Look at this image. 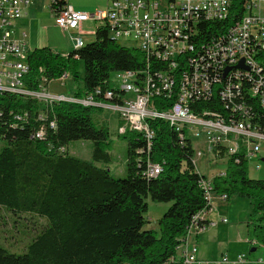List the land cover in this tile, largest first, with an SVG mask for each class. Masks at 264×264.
Segmentation results:
<instances>
[{
    "label": "trees",
    "instance_id": "1",
    "mask_svg": "<svg viewBox=\"0 0 264 264\" xmlns=\"http://www.w3.org/2000/svg\"><path fill=\"white\" fill-rule=\"evenodd\" d=\"M247 2L232 0L224 21L203 19L202 39L207 41L238 21ZM67 6V0H51L54 16ZM94 37L66 55L48 47L29 52V71L22 80L25 88L37 92L43 79L48 87L68 75L77 84L71 94L75 99L100 92L96 103H116L115 98H104L112 88L119 93L114 88L118 84L110 80L112 74L148 71L152 75L164 69L154 63L148 67L137 48L111 39L107 25H97ZM222 84H216L209 98L192 103L191 110L201 115L204 109L225 122L238 118L219 95ZM236 100L252 106L251 121L264 130V109L258 99L242 95ZM153 101L157 111H165L176 99L171 95ZM94 109L101 108L74 102L44 106L31 97L0 93V216L5 210L15 218L28 215L45 220L32 229L35 233L22 253H11L0 243V264H182L178 251L194 217L212 208L202 184L207 178L196 169L193 143L180 139L168 122L147 120L154 132L149 148L136 131L127 129L119 135L126 143V176L114 178L96 166L111 164L113 157L108 152V127L93 123ZM74 141L91 142L90 161L62 153ZM149 164L160 167L157 176L146 175ZM210 186L227 201L232 197L251 201L246 223L253 237L250 242L264 244V180L249 178L242 155L227 159L225 174L214 176ZM148 198L170 203L157 222L158 231L143 229Z\"/></svg>",
    "mask_w": 264,
    "mask_h": 264
},
{
    "label": "built area",
    "instance_id": "2",
    "mask_svg": "<svg viewBox=\"0 0 264 264\" xmlns=\"http://www.w3.org/2000/svg\"><path fill=\"white\" fill-rule=\"evenodd\" d=\"M27 3L28 0H0V93L31 97L44 106L53 102H74L119 112L122 121L119 134H124L126 128L136 131L146 139L148 148L154 132L147 120L161 119L174 128L180 139L192 142L193 138H205L211 159L227 160L241 154L248 165L260 169V164L264 163L260 155L264 130L251 121L252 106L236 98L248 95L258 99L264 109V58L261 56L264 54V0H248L243 5L241 18L207 41L200 35V22L203 19L224 21L231 13L232 0H111L105 11L94 13L65 7L55 14L54 22L64 32H75L71 37L73 46L84 43L83 23L99 22L98 25H107L111 39L133 43V47L143 53L148 67L153 63L164 67L160 71L153 69L152 75L148 71L117 74L118 85L114 88L119 93L112 88L104 95L105 99L115 98L117 102L105 104L94 101L100 92L87 94L82 99L66 93H51L44 79L37 92L25 88L22 80L29 71L30 51L25 42L16 39L14 27ZM39 72L43 74V69ZM66 78L65 75L61 80ZM222 82L219 95L226 108L239 117L225 122L203 108L201 115L194 113L190 105L209 98L216 84ZM171 95L175 96V103L165 111H157L153 100ZM201 155L195 150L196 157ZM160 170L158 165L149 164L146 175L157 176ZM224 174L225 171L218 175ZM202 184L205 199L212 207L215 193L210 180ZM219 199L227 201L225 195ZM209 212L194 217L186 242L178 251L182 264H197L198 248L190 239L213 226L207 222ZM220 264H248V261L242 254L232 262L223 258Z\"/></svg>",
    "mask_w": 264,
    "mask_h": 264
},
{
    "label": "rangeland",
    "instance_id": "3",
    "mask_svg": "<svg viewBox=\"0 0 264 264\" xmlns=\"http://www.w3.org/2000/svg\"><path fill=\"white\" fill-rule=\"evenodd\" d=\"M99 22L91 23L84 26V31H93ZM54 31V41L61 45H67L72 48V42L69 40V33L61 32L58 28ZM74 32V31H70ZM83 45L94 41L93 36H83ZM125 47H133V43L125 40L117 41ZM66 48V47H63ZM75 49V48H74ZM64 49L59 52L62 53ZM81 72V69H80ZM112 84L117 85L118 81L114 74L111 75ZM81 86V84H79ZM77 84L73 82L71 77L65 80H57L52 82L48 88L51 93H66L71 95L76 89ZM121 115L119 112L109 111L106 109H94L91 112V118L95 125L105 123L109 131L110 145L108 152L112 155L113 161L105 166L102 163H96V166L105 168L114 178H124L125 171V141L119 137V129L122 128ZM127 130V128H126ZM193 146L196 151L201 152V156H195L196 169L199 173L212 178L226 170L225 159H211L208 152V144L205 138H193ZM92 145L89 141H74L66 146L68 155H73L79 159L90 161ZM260 155L264 157V144H261ZM260 169L256 170L253 164L248 165V176L251 179L264 180V163L260 164ZM220 195L215 194L212 198L213 226L208 228L204 233L200 234L199 246L196 239L199 236H191L190 243L196 244L198 248L197 264H220L223 258H227L229 262L235 260L238 255L247 256L248 264H260L258 260H262L264 264V244L252 246L248 243L253 239L251 232L247 228V219L251 211V201L248 199H239L232 197L228 201L218 199ZM147 203V211L144 218L147 224L144 230L158 231V220L170 206V203L152 202L149 198L145 200ZM14 214L5 210H1L0 216V243L11 253H22L25 246L32 240L35 231L32 229L44 225L45 220L39 217H30L21 215L15 218ZM226 220L225 223L222 221ZM34 222V225H32ZM32 230V231H31ZM206 240H209L208 243ZM2 245V246H3ZM251 248H255L254 252H250Z\"/></svg>",
    "mask_w": 264,
    "mask_h": 264
},
{
    "label": "crops",
    "instance_id": "4",
    "mask_svg": "<svg viewBox=\"0 0 264 264\" xmlns=\"http://www.w3.org/2000/svg\"><path fill=\"white\" fill-rule=\"evenodd\" d=\"M109 1L111 0H67V5L73 11H78L83 13H94L96 11H105L109 6ZM91 23H94V21H88L82 24L81 26V31L83 33L82 37L94 35L95 29L93 31H84V26L90 25ZM56 28L58 27L55 25L54 22V15L51 10V0H28V3L23 6L22 17L15 24L14 35L16 39L25 42L30 52L33 51L34 49L48 47L52 52H55L56 50L61 52L64 49L62 53L59 52H55V53L66 55L70 51H72L75 46H73L72 44V48H71L68 47L67 45L57 44L53 38L54 31L57 30ZM60 31L64 32L62 30ZM67 32L69 33V40L71 41V37L75 35V32H70V31ZM81 47H83V43ZM66 76L69 77L68 75ZM52 82L54 81H51L49 85ZM205 177L211 181V179L214 176L212 178H208L207 176ZM213 209L214 207L212 202L211 211L207 214V219L210 221V223H213V220L211 218V216L213 215L212 214ZM208 241L209 240H206L207 243ZM196 243L199 246L200 236L196 239ZM251 245L254 246L253 244Z\"/></svg>",
    "mask_w": 264,
    "mask_h": 264
},
{
    "label": "bare ground",
    "instance_id": "5",
    "mask_svg": "<svg viewBox=\"0 0 264 264\" xmlns=\"http://www.w3.org/2000/svg\"><path fill=\"white\" fill-rule=\"evenodd\" d=\"M81 45H82V43H80V44H78L77 46H75V48H80L81 47Z\"/></svg>",
    "mask_w": 264,
    "mask_h": 264
},
{
    "label": "water",
    "instance_id": "6",
    "mask_svg": "<svg viewBox=\"0 0 264 264\" xmlns=\"http://www.w3.org/2000/svg\"><path fill=\"white\" fill-rule=\"evenodd\" d=\"M255 251V249H251V252H254Z\"/></svg>",
    "mask_w": 264,
    "mask_h": 264
}]
</instances>
